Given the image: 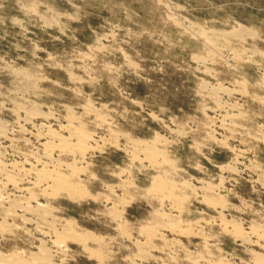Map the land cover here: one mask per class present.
<instances>
[{"label":"rangeland","instance_id":"obj_1","mask_svg":"<svg viewBox=\"0 0 264 264\" xmlns=\"http://www.w3.org/2000/svg\"><path fill=\"white\" fill-rule=\"evenodd\" d=\"M0 121V253L264 264V0H0Z\"/></svg>","mask_w":264,"mask_h":264},{"label":"bare ground","instance_id":"obj_2","mask_svg":"<svg viewBox=\"0 0 264 264\" xmlns=\"http://www.w3.org/2000/svg\"><path fill=\"white\" fill-rule=\"evenodd\" d=\"M38 114V113H37ZM69 114V113H68ZM47 116V115H46ZM45 116V117H46ZM7 128H6V125L3 123V122H1L0 121V133L2 134V135H5L7 132ZM0 134V135H1ZM81 134V133H80ZM88 136V135H87ZM85 138V139H84ZM86 136L84 135L83 137H82V139H84V140H78L77 138V140H78V142H76L74 145H72V147H70L69 145H70V143H68L69 145L67 146V147H70L69 149V152L71 151V150H73V151H76V153L77 152H79V153H81L83 150H85L86 149ZM89 140V138L87 139V141ZM66 149V148H65ZM138 149V148H137ZM147 151V150H146ZM144 152V151H143ZM48 153V152H47ZM78 153V154H79ZM147 153V152H146ZM145 153V154H146ZM139 154V153H138ZM134 156H136V155H134ZM49 160V159H48ZM74 168V167H73ZM54 171V170H53ZM52 170H47V169H42V170H39L38 171V174H46L45 175V177L47 178V179H49V181H51V183H53V185H57V186H60V187H63L65 190H67V189H70V190H74V191H76V187L75 186H73V184H71V183H69L64 177H63V175H61V173H59L58 171V173L57 172H53ZM36 173V172H35ZM72 173V172H71ZM5 179V178H4ZM7 180V179H6ZM9 180V179H8ZM12 180V179H11ZM48 182V181H47ZM36 183V182H35ZM6 184V183H5ZM34 184V183H33ZM50 185V184H49ZM6 186V185H5ZM2 189V188H1ZM25 189V188H24ZM27 189V188H26ZM28 190V189H27ZM30 190V189H29ZM3 192V191H2ZM64 192V191H63ZM79 192V191H78ZM196 192V191H195ZM53 194V193H52ZM35 195V194H34ZM2 196H3V194H2ZM4 197V196H3ZM1 200V199H0ZM177 200V199H176ZM40 205L38 204V207H39ZM35 209V208H34ZM52 225V224H51ZM5 226V225H4ZM38 226V225H37ZM2 227V226H1ZM0 227V228H1ZM5 229V227H2L1 229ZM55 228V227H54ZM53 230V229H52ZM56 231V230H55ZM62 233V232H61ZM66 234L67 233H65V234H63L66 238H68L69 236H66ZM59 235H60V233H59ZM63 235H61V236H58L60 239H65L64 237H63ZM57 237V239L59 240V238ZM85 237V236H84ZM70 238H73V237H70ZM86 238V237H85ZM89 239V238H88ZM57 240V241H58ZM74 240V239H73ZM57 241L55 240L54 241V239H53V245H54V248H52L53 247V245H52V247H45L44 245H42L41 244V250H42V253L40 254V255H34V256H32V259L31 260H24V259H22V257H20L19 255H18V253H13V254H11V255H9V254H4V253H0V264H56L54 261H53V259H54V257H56V254L57 253H62V250L63 249H61L60 248V245H62L61 243H59L60 245H58L57 244ZM82 244L84 245V242L82 241ZM64 246V245H63ZM84 246H86V245H84ZM62 247V246H61ZM85 248V247H84ZM87 250H89L88 248H87ZM64 251V250H63ZM91 251V250H90ZM89 251V252H90ZM94 251V250H93ZM92 255V254H91Z\"/></svg>","mask_w":264,"mask_h":264}]
</instances>
